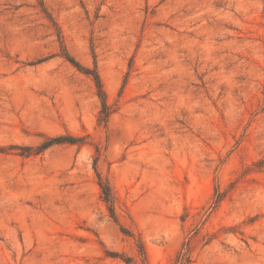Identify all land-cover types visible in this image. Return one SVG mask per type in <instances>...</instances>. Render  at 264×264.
<instances>
[{
	"label": "rangeland",
	"instance_id": "1",
	"mask_svg": "<svg viewBox=\"0 0 264 264\" xmlns=\"http://www.w3.org/2000/svg\"><path fill=\"white\" fill-rule=\"evenodd\" d=\"M56 137L79 142L36 152ZM139 243L264 264V0H0V264H143Z\"/></svg>",
	"mask_w": 264,
	"mask_h": 264
},
{
	"label": "trees",
	"instance_id": "2",
	"mask_svg": "<svg viewBox=\"0 0 264 264\" xmlns=\"http://www.w3.org/2000/svg\"><path fill=\"white\" fill-rule=\"evenodd\" d=\"M64 56L72 64H75V66L78 67V65L73 61V59L71 57H69L68 55H66V53ZM81 70H84L85 74L92 77V80H93L95 88H96V95H97V97L100 101V104H101V110L99 113V121L106 123L110 112H109V107L106 103L105 93H104V90L102 88V84H101V81L99 79V76L95 70H89V69H81ZM77 142H79V139H67L65 137H56V138L50 139V140L42 143L36 149V152L39 153V152L43 151L44 149L48 148L49 146L56 145V144H62V143L76 144ZM96 162H97V159H94L93 165H94V170H95V174H96V178H97V185H98L99 190H100V197L106 205V208L109 212V216L112 218V220L114 222H117V218H116V215L114 212V202H115L114 194L112 192V189H111L108 181L106 179L102 178L100 176V174L96 171ZM222 197H223V193L216 190L214 202H213L214 207L222 200ZM120 231L125 235L131 236L130 232L123 227H120ZM138 248H139V254L141 256L142 263L147 264L146 263V254H145L143 245L141 243H139ZM116 256H118V255H116ZM119 258L123 262H125L126 264L130 263V259H128V257H126V258L119 257ZM189 262H190L189 244L184 243L182 245L180 252H178V254L176 256L175 263L176 264H188Z\"/></svg>",
	"mask_w": 264,
	"mask_h": 264
}]
</instances>
